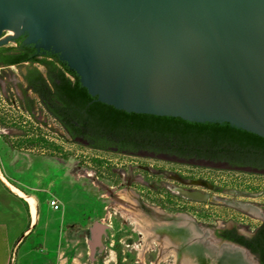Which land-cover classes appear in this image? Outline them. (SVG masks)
Instances as JSON below:
<instances>
[{"label":"water","instance_id":"95a60500","mask_svg":"<svg viewBox=\"0 0 264 264\" xmlns=\"http://www.w3.org/2000/svg\"><path fill=\"white\" fill-rule=\"evenodd\" d=\"M21 37L58 55L90 96L117 110L228 123L264 138V0H0V48ZM167 223L180 252L202 264L207 257L231 264L235 253L254 264L191 219ZM106 228L97 221L87 228L90 259Z\"/></svg>","mask_w":264,"mask_h":264},{"label":"rangeland","instance_id":"374dc122","mask_svg":"<svg viewBox=\"0 0 264 264\" xmlns=\"http://www.w3.org/2000/svg\"><path fill=\"white\" fill-rule=\"evenodd\" d=\"M25 44V43H23ZM17 43L10 42L4 47H15ZM32 67L31 65L12 66L4 69L3 78L0 79V90L3 88L11 90L15 93L16 89L18 92L21 91L19 84H25L23 81V75L26 74L27 68ZM42 73L45 72L41 66L37 67ZM22 80L19 82L18 80ZM23 86V85H22ZM21 86V87H22ZM13 100V99H12ZM17 100V97L16 99ZM0 104L2 101L0 99ZM41 120L45 122V129L42 131L46 138L54 143L58 150L47 151V150H36L24 151L29 154L28 159L23 158L20 154L17 158L10 159L7 147L0 139V169L7 173L9 176L10 183H15L13 180L22 182L27 187H35L38 192H34V195L38 199V207L40 211V217L42 220L50 219L51 224L47 229L45 248L47 251L51 250L60 239L61 247L66 256H70L75 259L72 264H91L88 262V250L82 237L77 238L68 226L72 224L83 225L85 224V218L94 216L96 209V220L106 226H109L108 235V251L100 261L93 264H202L199 261L200 258L190 257L188 253H181L178 244L173 242V248H170L174 252L175 259L173 257L165 258V262H161L168 250L165 248L169 245L170 241L168 236H164L163 244L160 243L155 236L156 230L152 229L153 221L148 218L151 223L152 234L150 238L157 242V245L161 246L160 251L147 252L143 255V260H140L138 253L135 249V245L140 244V235L134 228L131 227L120 215L116 212L118 204L114 200L108 197V193L105 191L107 186H111V181L108 179L111 177V173H115V178L121 175L120 180L121 186H114L115 192L121 197L127 195L131 197V194L126 188L127 178L129 177V168L134 167L135 164H129L130 162L142 163V165H161L155 163L154 160L131 158L128 156L102 153L90 150L83 145H79L71 141L70 137L64 134L59 124L50 116L46 115L44 111L40 112ZM7 118V117H6ZM19 121H21L18 115ZM50 154L54 157H50ZM43 159H39L38 157ZM99 156L110 164L112 170H105V166L99 165L92 161V158ZM35 157V158H34ZM23 158V159H22ZM108 160V161H107ZM27 162V163H26ZM29 163V167L28 164ZM194 165V164H193ZM190 164L189 173L191 177H202L205 178L209 184L231 187V186H242L244 189L252 187L251 192H256L264 188V176H249L245 173H233L226 171L210 170L206 168H195ZM174 168L182 170V167L174 165ZM3 169V171H2ZM0 172V175H1ZM151 174L152 170L149 171ZM96 173V176H94ZM139 175L135 173L133 178H138ZM125 178V179H124ZM132 182L135 183L133 179ZM255 189V190H254ZM231 192H224V199H230L232 196ZM51 195L59 201L60 209L58 211L53 210L50 207ZM215 197L209 198L211 202H190V210L195 221L196 217L200 223H196L202 231L208 232L209 236H212V224L221 217H227L231 212H226L216 206V202H223L215 200ZM96 199V201H95ZM236 199H239L237 197ZM31 200V199H30ZM133 200V199H132ZM256 201L264 202V194H261ZM33 203V200H31ZM98 201V202H97ZM134 201V200H133ZM192 201V200H190ZM243 201V200H242ZM244 201L253 202L250 199ZM197 202V203H195ZM99 203V204H98ZM97 204V207L96 205ZM106 207V208H103ZM138 214V210L135 211ZM142 214V212H140ZM199 214H205L207 216L200 217ZM240 218H244L241 215H237ZM143 217H146L143 215ZM147 218V217H146ZM141 219V218H140ZM55 220V221H54ZM245 220H249L245 218ZM249 223L255 224L253 221ZM180 224V223H179ZM149 225V224H148ZM118 239V245L120 246L121 260H118V256L114 251L113 243H116ZM39 241V240H38ZM38 241L34 236L27 239V244L30 246L36 245ZM164 249V250H162ZM178 249V250H177ZM160 253L159 258H157ZM205 258V257H204ZM198 259V260H197ZM203 264H216L214 260L209 257L205 258ZM175 262V263H174ZM255 264V262L252 260Z\"/></svg>","mask_w":264,"mask_h":264},{"label":"flooded vegetation","instance_id":"af4514ba","mask_svg":"<svg viewBox=\"0 0 264 264\" xmlns=\"http://www.w3.org/2000/svg\"><path fill=\"white\" fill-rule=\"evenodd\" d=\"M31 45L35 48L36 54L50 53L44 51L43 49H37L35 44H30L28 46ZM56 57L58 59V55H56ZM21 65L31 64L26 62L21 63L18 66ZM31 66L35 65L33 64ZM30 68L31 67L27 68V70ZM58 124L63 130L64 134L67 135V132L62 127L61 123L59 122ZM70 132L71 134L68 136L70 137L71 141L76 144L83 145L90 150L102 153L118 154L131 158H145L154 160L155 163L161 164L160 166L157 164L153 166L142 165V163L137 162H130L129 164H135V166L129 168V177L127 178L126 188L136 203L135 209L142 212V215L146 216L147 218L152 219V229L156 230L155 236L157 237L158 241L163 244V237L165 235L168 236L170 243L165 248L166 250L173 248L172 244L174 242L172 237L173 226L170 223H167L168 218H172L175 215H180L186 218V221L191 219L194 223H200L198 220H201L196 217L197 221H195L191 217H194V215H192L189 205L190 202L193 201L183 197L180 191H200L208 194V199L215 197V200L223 201L216 202L215 207L224 209L226 212H231L229 216L221 217L212 224V235L215 237V239L240 246L252 257V260L255 262V264H264V202L255 200L258 199L261 194H264V188L256 192H251L253 189L252 187H247L248 189H244L240 185L222 187L209 184L208 181L202 177H191L189 173V161L193 160L213 162L227 166L226 168H213L206 166L210 170L245 173L249 176H264V157H246L241 159L236 158L234 155H230L229 152L225 151L219 152L212 157L201 156L198 153L190 154L189 152H174L171 145L159 146L156 143H141L138 139H135L136 136L132 135L129 137H123L110 134H94L90 132L80 133L77 128H71ZM92 161L102 165V167L105 166L106 168L104 169L107 171L112 170L110 164L104 162V160H102V158L99 156L92 158ZM174 165L182 167V170L174 168ZM193 166H195V168L205 167L196 164ZM247 168L250 169V171L243 170ZM151 170L153 172L152 174L149 172ZM135 173L139 175L138 178H133ZM112 175L114 176L115 173H111V177L108 178L110 179L112 185L105 188V191L109 194L106 198L114 200L118 204H125L126 202H124L118 193L114 191L116 188L114 186H121L120 180L122 177L119 175L118 177L115 176L114 178ZM94 176H96V173H94ZM133 179L135 180V183L132 182ZM227 191L231 192L230 195L232 197L230 199H224L223 193ZM237 197H239L241 200L236 199ZM245 199H250L253 202L244 201ZM95 205L97 207V204ZM94 212V216H88L85 218V224L71 225V231L75 237L83 238L88 250V254L89 247L87 244V239L89 238V235L87 234L86 230L89 226L97 221L95 219L97 210L95 209ZM237 215H241L244 218H240ZM245 218L249 220L247 221ZM249 221H253L255 224L249 223ZM187 225L188 223H186L185 227L183 228L187 229ZM106 227L107 228L105 229L104 233H102L100 236V245L95 247L93 259H90L88 256V262L91 264L99 262L100 258H102V256H104L108 251L109 235L107 231L109 230V226ZM112 246H115V242ZM183 247L185 249L188 248V242L186 240L184 241ZM157 248L153 252H157V250L160 251L161 246L159 245ZM160 253L161 252H159L157 258H159Z\"/></svg>","mask_w":264,"mask_h":264},{"label":"trees","instance_id":"16d2710c","mask_svg":"<svg viewBox=\"0 0 264 264\" xmlns=\"http://www.w3.org/2000/svg\"><path fill=\"white\" fill-rule=\"evenodd\" d=\"M23 39L21 37L16 40L15 47L0 48V79L3 78L5 68L26 62L35 65L23 75L26 87L38 98L37 102L32 99L31 106L26 109L32 119H36L35 103H38V110L44 111L57 123L60 122L67 135L71 134V128H77L80 133L123 137L132 135L141 143L171 145L173 151L178 153H198L212 157L225 151L241 159L264 157V138L232 127L228 123H197L177 117L127 113L98 102L81 85L77 74L59 61L56 55L36 54L32 45L22 43ZM38 66L43 67L45 72L42 73ZM32 124L29 122V126L22 127L17 122L0 116V127L19 133L21 138L16 146L30 150H58ZM50 157L54 156L50 154ZM71 227L68 226V229L71 230ZM117 241L118 239L114 251L120 261V246Z\"/></svg>","mask_w":264,"mask_h":264},{"label":"crops","instance_id":"0c3cea01","mask_svg":"<svg viewBox=\"0 0 264 264\" xmlns=\"http://www.w3.org/2000/svg\"><path fill=\"white\" fill-rule=\"evenodd\" d=\"M18 81L21 82L22 80L19 79ZM22 85L20 92L16 89L14 93L11 88L6 91L3 88L0 90V99L2 101V104H0V116H5L11 122H17L22 127L29 126V122H32L33 127L38 128L42 132L46 125L44 120H41L38 103H35L36 111L34 113L36 119H32L26 112V109L31 106L30 101L35 99L37 102L38 98L25 84ZM16 97L17 100H15ZM18 115L21 121H19ZM18 134L15 131L0 127V139L7 147L9 158L12 160L20 154L29 161L30 156L24 151L31 150L16 146V143L21 138ZM38 158L43 159L42 157ZM27 165L29 167V163ZM9 180L11 179H9L7 173L1 172L0 264H72L75 259L66 256L65 252H63L61 247L62 239L51 250L47 251L45 248L44 242L51 220H42L40 217L38 199L34 195V192L40 190L35 187H27L18 180H13L15 183L12 184ZM30 199L33 200L32 204L29 202ZM31 236H34L37 241L39 240L34 246L27 244V239Z\"/></svg>","mask_w":264,"mask_h":264},{"label":"bare ground","instance_id":"6f19581e","mask_svg":"<svg viewBox=\"0 0 264 264\" xmlns=\"http://www.w3.org/2000/svg\"><path fill=\"white\" fill-rule=\"evenodd\" d=\"M121 198L126 203L123 205H118V207H116L115 210L120 215V217L123 218L124 221H126L131 227L134 228V231H137L140 234L141 237L140 244L135 245V249L138 253L139 259L143 260V255L145 253L154 251L158 247L157 242L149 237V235L152 234L151 223L150 221H148V218L143 217V215L140 213L139 210H138V214L135 213V211L137 210L135 209L136 203L130 197H128L127 195L124 197V195H122ZM29 202L32 204L30 200ZM165 240L170 241L167 238H165ZM167 255L175 259L174 252L168 250L166 256H164L162 260L160 259V261L165 262V258L167 257ZM235 255L237 261L233 260L231 264H245V262L242 260L243 258L240 257L241 255L236 253ZM225 264H230V263H227L225 261Z\"/></svg>","mask_w":264,"mask_h":264},{"label":"built area","instance_id":"2783aa9c","mask_svg":"<svg viewBox=\"0 0 264 264\" xmlns=\"http://www.w3.org/2000/svg\"><path fill=\"white\" fill-rule=\"evenodd\" d=\"M2 68L0 67V70H1ZM49 204H50V206L54 209V210H59L60 209V207H59V202H58V200L57 199H55V198H52L51 200H50V202H49Z\"/></svg>","mask_w":264,"mask_h":264}]
</instances>
